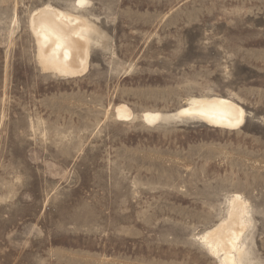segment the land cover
Returning a JSON list of instances; mask_svg holds the SVG:
<instances>
[{
  "label": "rangeland",
  "instance_id": "1",
  "mask_svg": "<svg viewBox=\"0 0 264 264\" xmlns=\"http://www.w3.org/2000/svg\"><path fill=\"white\" fill-rule=\"evenodd\" d=\"M77 1L0 0V264H221L236 196V264H264V0ZM45 6L91 28L81 75L42 65ZM216 96L243 127L141 120Z\"/></svg>",
  "mask_w": 264,
  "mask_h": 264
},
{
  "label": "bare ground",
  "instance_id": "2",
  "mask_svg": "<svg viewBox=\"0 0 264 264\" xmlns=\"http://www.w3.org/2000/svg\"><path fill=\"white\" fill-rule=\"evenodd\" d=\"M76 3L77 7H81L87 1L78 0ZM34 14L32 29L44 68L65 77H76L86 72L91 32L87 22L52 6H45ZM133 115L125 104L116 107V118L119 121H128ZM184 118L197 119L214 128L237 130L246 121V111L228 98L194 97L177 112H145L141 116V120L148 125L168 124ZM247 213L245 202L236 196L231 203L229 219L201 237L212 253L221 254V264H236L234 252L240 255L238 242L246 228L244 218Z\"/></svg>",
  "mask_w": 264,
  "mask_h": 264
}]
</instances>
